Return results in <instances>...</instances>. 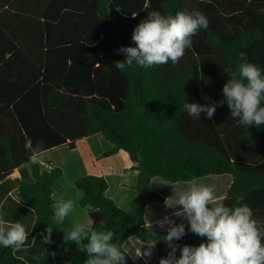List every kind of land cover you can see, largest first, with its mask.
Here are the masks:
<instances>
[{
	"label": "trees",
	"instance_id": "trees-1",
	"mask_svg": "<svg viewBox=\"0 0 264 264\" xmlns=\"http://www.w3.org/2000/svg\"><path fill=\"white\" fill-rule=\"evenodd\" d=\"M153 10L163 15L198 10L208 27L192 37L176 64L117 69L115 62L126 59L117 50L135 46L133 30ZM245 62L264 74V0H0V183L24 164L34 179L19 186L36 216L21 248L42 234L54 264L87 259L86 240L80 253L76 242H65L63 229L70 222L51 219L54 186L63 171L43 172L31 163L26 139L45 153L63 145L74 150L78 141L100 134L113 145L104 157L129 153L139 177L128 209L107 196L105 178L75 182L83 192L81 206L93 208L88 230H112L126 264H137L124 248L131 236L158 242L159 260L170 251L163 241L167 231L150 229L145 220L150 204L166 202L151 189L155 177L187 183L230 175L223 204L236 206L243 197L264 228V126L248 128L232 118L222 93L228 74ZM186 102L218 106L211 119L206 113L197 118L184 109ZM185 231L175 241L179 246L207 242L188 225ZM15 252L0 246V264H28Z\"/></svg>",
	"mask_w": 264,
	"mask_h": 264
},
{
	"label": "clouds",
	"instance_id": "clouds-1",
	"mask_svg": "<svg viewBox=\"0 0 264 264\" xmlns=\"http://www.w3.org/2000/svg\"><path fill=\"white\" fill-rule=\"evenodd\" d=\"M135 18L136 14H132ZM208 20L198 10L178 11L175 15H163L153 10L134 28L131 39L134 47H121L117 51L125 54L124 61L115 62L117 69L123 71L125 66L150 68L171 63H178L186 49L192 46V37L201 29H207ZM228 81L222 88L224 102L231 110L232 118H239V123L247 126H264V74L253 63H241L236 71L231 72ZM205 100L210 99L205 97ZM217 104L188 103L184 109L190 116L200 118L206 113L211 119L216 112ZM25 149L30 152L29 160L36 164L43 156L39 145L33 147L31 139H26ZM215 188L205 184L189 182L186 190L177 193L173 212L174 217L188 222L189 231L206 237V243L193 247H180L178 241L186 234L184 223L176 224L165 217L156 221L160 228L167 227L163 238L170 251L167 257H161L159 264H264V228L258 226L251 207L243 203V197L237 200L236 206L228 207L216 203ZM74 205L72 200H59L54 205L51 217L54 224L63 223ZM152 228V224L148 225ZM65 242L73 241L84 244L87 254L85 264H126L124 251L113 242L112 230L89 231L84 224L64 228ZM45 231L51 237L53 227ZM29 232L20 223H11L0 214V246L20 249L27 243ZM158 242L149 241L147 248L138 257L150 260ZM180 256L175 255L177 249Z\"/></svg>",
	"mask_w": 264,
	"mask_h": 264
},
{
	"label": "crops",
	"instance_id": "crops-1",
	"mask_svg": "<svg viewBox=\"0 0 264 264\" xmlns=\"http://www.w3.org/2000/svg\"><path fill=\"white\" fill-rule=\"evenodd\" d=\"M112 148L111 142L99 134L78 141L74 150H71L68 145H63L43 153V156L39 159L38 164L43 172H50L54 168H60L63 171V176L54 186L53 198L55 204L61 199L73 201L74 207L64 220L70 222L71 226L84 224L87 229H91L93 225L90 217L93 208L81 206L83 192L75 186V182L82 177L99 176L105 178L108 183L107 196L121 209H128L131 201L136 196L137 191L135 188L139 171L132 168L131 157L124 150L104 157L103 155ZM22 181L34 182L29 164L17 168L7 179L0 183V214L11 223H22L30 234L36 216L19 196V186ZM193 181L215 188V200L212 205L214 206L216 203H223L232 184V177L230 175L208 176ZM188 185L189 182L171 183L160 177L152 179L151 189L165 197L166 202L152 203L146 208L145 220L147 226L149 222L152 224V228L148 226L150 229L167 231V227L160 228L156 224V221L165 217L174 220L176 224L184 223V225H188V222L183 218L173 216V212L178 210L180 206L174 209L166 204L175 206V201L178 198L177 193L186 190ZM16 208L23 210L24 213H14ZM44 239L42 234H37L30 247L16 250V256L28 264H54L53 254L46 239ZM200 243L202 241L198 240L196 246H199ZM77 245L76 253H80L82 245L81 243ZM124 248L137 264H146V258L138 256L140 252L147 248V244L143 243L137 236L129 237L124 244ZM176 256H180L179 249ZM147 264H159L156 247L151 259L147 260Z\"/></svg>",
	"mask_w": 264,
	"mask_h": 264
},
{
	"label": "rangeland",
	"instance_id": "rangeland-1",
	"mask_svg": "<svg viewBox=\"0 0 264 264\" xmlns=\"http://www.w3.org/2000/svg\"><path fill=\"white\" fill-rule=\"evenodd\" d=\"M214 183H216V181H214ZM18 208L15 209L14 213H24L23 210L18 209V211H16ZM25 215V214H24ZM26 216V215H25ZM45 240V239H44ZM46 242V241H45ZM38 246L40 247V244L38 243ZM51 254V253H50ZM23 255V254H22ZM38 260V259H36Z\"/></svg>",
	"mask_w": 264,
	"mask_h": 264
}]
</instances>
